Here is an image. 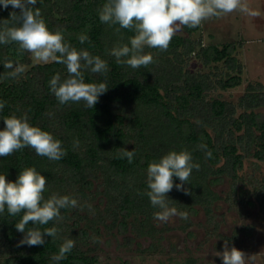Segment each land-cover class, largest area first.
Listing matches in <instances>:
<instances>
[{"label":"trees","instance_id":"16d2710c","mask_svg":"<svg viewBox=\"0 0 264 264\" xmlns=\"http://www.w3.org/2000/svg\"><path fill=\"white\" fill-rule=\"evenodd\" d=\"M105 3L107 0H37L36 5H29L39 8L48 29L62 31L71 47L87 50L107 63L106 74L82 70L86 83H106L108 87L93 108L84 101L60 104L51 92L49 82L54 75L59 74L61 81L68 77L66 65L34 61L31 53L21 54L15 42L0 44V101L5 102L0 130L5 128L4 118L27 115L31 126L51 133L66 152L53 161L25 147L0 157V174L15 182L22 170L33 167L46 178L45 200L55 194L78 201L77 207L60 210V221L47 225L29 222L25 231L58 229L55 238L44 235L43 245L31 247L19 245L26 233L17 231L15 225L23 213L10 216L5 207L0 214V264H98V245L91 244V239L99 234V224L109 231L129 226L138 236L154 238L161 229L153 215L159 209L147 195V167L170 151L190 152L192 162L200 168L193 169L183 185L188 194L176 189L175 184L181 182L173 177L174 187L167 194L169 206L192 212L199 205L210 220H214L213 206L221 198L214 189L217 181L230 178L236 191L245 159L264 161V112L258 110L264 107V83L249 80L237 101L221 93L214 95L241 86L245 80L244 64L237 54L242 40L206 45L202 35L196 34L201 25L184 26L166 51L145 46L144 54H151L155 62L133 69L118 64L110 52L129 44L135 31L121 28L117 32L118 24L101 22L99 12ZM20 11L0 5V21L18 26L10 13L19 15ZM81 34L88 37L84 43L78 38ZM6 62L22 66L23 72L8 77L12 70L4 68ZM123 148L134 152L132 163L121 158ZM261 186L256 198L264 210V184ZM99 195L104 209L81 225L90 214L91 199ZM126 237L128 242L133 240ZM68 239L74 241L73 249L64 259L53 260Z\"/></svg>","mask_w":264,"mask_h":264},{"label":"clouds","instance_id":"9594fccd","mask_svg":"<svg viewBox=\"0 0 264 264\" xmlns=\"http://www.w3.org/2000/svg\"><path fill=\"white\" fill-rule=\"evenodd\" d=\"M37 0H0V5L7 8L11 5L14 9H20V14L10 13V19L16 21L18 26H8L9 20L0 21V44L15 42L19 45L21 54L24 51L31 53L34 59L40 63L55 61L66 65L68 77L61 81L59 74L50 80V90L54 93L60 104L69 102H86V107L93 108L98 103L99 97L106 93V83H86L83 69H90L92 73L108 72L107 63L99 56H93L87 50L77 51L64 40L62 31L52 32L48 29L41 11L36 5ZM240 12L256 17L259 12L251 9L247 0H107L99 12L101 22L109 25H119L121 28L134 30L135 35L130 37L129 44H123L111 49L110 55L116 58L118 64H126L133 69L141 66L147 67L154 63L151 54H144L145 46L166 51L174 35L187 26L194 28L204 20L219 17L223 14ZM84 43L88 37L81 34L79 37ZM127 57V59H122ZM4 68L11 69L6 75L18 77L23 72L22 66H16L12 62H6ZM5 106L0 101V110ZM5 128L0 130V157L10 156L14 152L25 147H31L39 156L49 160L58 161L65 154L61 141L55 139L48 131L31 126L27 115L17 117L15 114L4 118ZM78 143V142H77ZM201 147H206L201 145ZM211 158V152H206ZM127 158L133 162L134 152L122 149L121 158ZM200 165L192 162L190 152L170 151L158 162L153 161L147 167V195L151 205L158 208L154 219L168 222L173 216H179L187 220V212H178L176 208L169 206L167 194L173 189V177L179 178V184H175L178 191L188 190L183 187L188 182L192 170H199ZM46 191V178L35 168L28 167L22 170L15 182L8 181L6 175L0 174V214L7 207L8 214L15 217L23 213L22 218L15 227L17 231L26 233L19 245L39 246L45 243L44 235L55 238L58 229L55 227L30 228L25 231L31 222L33 225H47L50 221H60L61 209L75 208L78 201L67 195L53 194L50 198H44ZM74 247V241L66 240L59 249V254L52 257L59 261L66 257ZM223 261V264H255L256 256L246 254L236 247H229L225 241L222 252H214Z\"/></svg>","mask_w":264,"mask_h":264},{"label":"rangeland","instance_id":"374dc122","mask_svg":"<svg viewBox=\"0 0 264 264\" xmlns=\"http://www.w3.org/2000/svg\"><path fill=\"white\" fill-rule=\"evenodd\" d=\"M247 3L259 12L258 16L251 17L237 10L204 20L196 33L202 35L206 45L243 41L237 54L244 64L245 80L241 86L214 94L221 93L233 101L245 92L249 80L264 83V0H247ZM258 110L264 112V107ZM241 173L243 179L238 180L236 191L228 177L215 184L214 189L221 198L213 206L214 220L198 205L192 212L185 211L187 220L179 216L171 217L168 222L156 220L161 231L154 238L138 236L129 226L123 231H109L99 224V234L91 239V244L98 245V264H223L214 252H222L225 241L246 256L255 255V264H264V210L256 198L264 184V161L247 157ZM101 196L91 199L90 214L81 225L104 209ZM95 205L99 207L96 209ZM126 236L133 240L128 242Z\"/></svg>","mask_w":264,"mask_h":264}]
</instances>
